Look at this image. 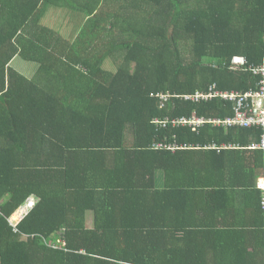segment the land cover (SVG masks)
Listing matches in <instances>:
<instances>
[{
	"label": "trees",
	"instance_id": "trees-1",
	"mask_svg": "<svg viewBox=\"0 0 264 264\" xmlns=\"http://www.w3.org/2000/svg\"><path fill=\"white\" fill-rule=\"evenodd\" d=\"M263 64L264 0H0V264H202V208L167 180L237 161L250 188L263 130L186 97L255 92Z\"/></svg>",
	"mask_w": 264,
	"mask_h": 264
},
{
	"label": "crops",
	"instance_id": "crops-1",
	"mask_svg": "<svg viewBox=\"0 0 264 264\" xmlns=\"http://www.w3.org/2000/svg\"><path fill=\"white\" fill-rule=\"evenodd\" d=\"M214 99L205 100L202 103L211 102ZM232 112V116L228 117L230 119L234 117V108ZM192 117L203 119L196 113H193ZM215 123L220 126V123ZM223 125L226 126V124ZM180 127L177 126V128ZM202 127L204 128V124L197 125L195 129L193 126L191 129L196 131ZM259 142L251 143L247 146L248 149L254 150L250 147ZM227 145L234 147L233 144ZM177 157L176 162H181V155ZM236 165L237 161H235V167L230 163H218L215 169L212 168V171H210L209 162L204 163V160L201 165L197 166L196 171L193 169V165L190 169H184L177 165L174 167V178L167 180L172 188L193 193L191 199L198 201L197 206L202 208L194 236L213 239L210 255L207 254V258L205 257L202 264H264V211L261 209L262 202L260 200L261 194L262 201L264 195L257 188L258 181L264 179V164L261 176L257 178L255 184H249L250 188L244 186L247 171L236 167ZM162 174L159 176L161 184L165 182V177ZM207 212L209 213L206 214ZM17 213L18 211L7 218L8 221L17 223ZM90 216L92 221L90 222L89 218L88 220L92 224L94 215L90 213ZM6 232L5 240L8 239L7 242L13 244L11 239L15 231L10 234H8V230ZM2 249H4V245L0 244V263L5 254Z\"/></svg>",
	"mask_w": 264,
	"mask_h": 264
},
{
	"label": "built area",
	"instance_id": "built-area-1",
	"mask_svg": "<svg viewBox=\"0 0 264 264\" xmlns=\"http://www.w3.org/2000/svg\"><path fill=\"white\" fill-rule=\"evenodd\" d=\"M246 62V60H245ZM254 72L261 74L263 79L261 80V85L259 90L250 91L246 94L240 93H230V94H220L219 92H214L211 90L207 94H197L195 96H187L186 99L192 100H211L214 98H221L224 100H230L235 103L234 105V117L232 119L227 118L224 121L226 125L240 126L245 128H261L263 130L262 139L258 144H253L250 148L254 150H262L264 152V64L258 66L254 69ZM163 126L166 127L164 122H161ZM220 123V122H218ZM182 124H188L194 126V129L197 125L204 124V120L199 118H193L192 121L183 120ZM166 147L159 145V148ZM258 190L262 191L264 194V179L259 180L257 185ZM264 207V197L262 201Z\"/></svg>",
	"mask_w": 264,
	"mask_h": 264
},
{
	"label": "rangeland",
	"instance_id": "rangeland-1",
	"mask_svg": "<svg viewBox=\"0 0 264 264\" xmlns=\"http://www.w3.org/2000/svg\"><path fill=\"white\" fill-rule=\"evenodd\" d=\"M49 10H48V12H49ZM49 13H51V19H52V21L47 24L49 27H53L57 23L58 17L62 18V19H66L68 21L71 19L70 17L69 18H67V16L65 17V15H63V13L61 15L60 10L52 9V10H50ZM76 37H77V35H76ZM234 60H235V62H239V64L242 63L245 66L244 58H236ZM13 64L20 71H22L24 73H28L26 63L20 57H16L15 62ZM33 69L35 71V68H33ZM28 74L31 76L33 73H28ZM31 201L32 200L27 201L25 205H22V207H20V209L18 210V213L16 214L17 215V219H16L17 222H18V220L19 221L21 220V218L28 212L29 209H31V203H30ZM89 220H90V222L92 221L91 216L89 217Z\"/></svg>",
	"mask_w": 264,
	"mask_h": 264
},
{
	"label": "clouds",
	"instance_id": "clouds-1",
	"mask_svg": "<svg viewBox=\"0 0 264 264\" xmlns=\"http://www.w3.org/2000/svg\"><path fill=\"white\" fill-rule=\"evenodd\" d=\"M259 182V181H258ZM260 191V190H259ZM262 192V191H261ZM263 193V192H262Z\"/></svg>",
	"mask_w": 264,
	"mask_h": 264
}]
</instances>
